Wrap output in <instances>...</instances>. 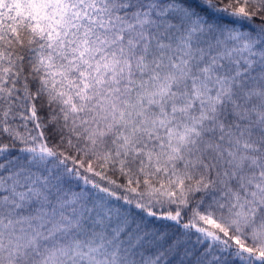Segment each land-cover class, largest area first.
<instances>
[{"label":"snow or ice","instance_id":"snow-or-ice-1","mask_svg":"<svg viewBox=\"0 0 264 264\" xmlns=\"http://www.w3.org/2000/svg\"><path fill=\"white\" fill-rule=\"evenodd\" d=\"M0 264H264V0H0Z\"/></svg>","mask_w":264,"mask_h":264}]
</instances>
